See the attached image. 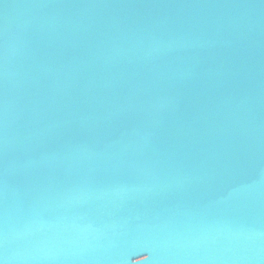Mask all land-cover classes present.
Wrapping results in <instances>:
<instances>
[{"label":"water","instance_id":"1","mask_svg":"<svg viewBox=\"0 0 264 264\" xmlns=\"http://www.w3.org/2000/svg\"><path fill=\"white\" fill-rule=\"evenodd\" d=\"M0 264H264V0H0Z\"/></svg>","mask_w":264,"mask_h":264}]
</instances>
